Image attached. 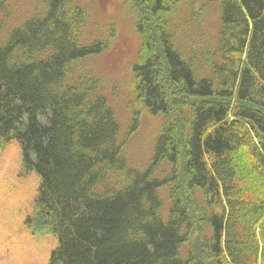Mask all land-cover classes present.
I'll return each mask as SVG.
<instances>
[{
  "label": "trees",
  "instance_id": "1",
  "mask_svg": "<svg viewBox=\"0 0 264 264\" xmlns=\"http://www.w3.org/2000/svg\"><path fill=\"white\" fill-rule=\"evenodd\" d=\"M122 1L135 99L164 116L141 171L86 62L113 32L85 41L77 0L0 18V151L16 140L40 179L27 228L56 237L48 264H264V0H217V44L199 63L201 48L176 43L178 0Z\"/></svg>",
  "mask_w": 264,
  "mask_h": 264
},
{
  "label": "rangeland",
  "instance_id": "2",
  "mask_svg": "<svg viewBox=\"0 0 264 264\" xmlns=\"http://www.w3.org/2000/svg\"><path fill=\"white\" fill-rule=\"evenodd\" d=\"M9 13L0 18L15 24L41 9L42 0H8ZM88 13L85 41L106 39L113 32L108 48L86 60L99 79L98 93L114 109L119 138H126L124 155L127 167L144 170L164 123L160 113L152 114L134 96L133 66L138 56L139 39L135 16L122 0H77ZM176 43L187 55L217 44V0H178L173 19ZM205 49V50H206ZM201 51V52H200ZM214 53V51H213ZM219 58V54H214ZM203 58V57H202ZM199 63V62H198ZM40 179L34 170H26L16 140L0 151V264H48L56 237L49 229L32 232L25 222L35 211Z\"/></svg>",
  "mask_w": 264,
  "mask_h": 264
}]
</instances>
